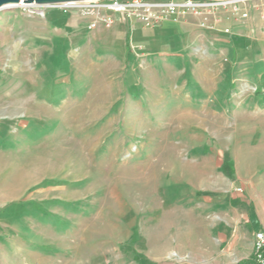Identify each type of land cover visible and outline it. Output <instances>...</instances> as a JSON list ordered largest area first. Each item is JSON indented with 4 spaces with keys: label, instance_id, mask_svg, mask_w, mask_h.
Here are the masks:
<instances>
[{
    "label": "rangeland",
    "instance_id": "1",
    "mask_svg": "<svg viewBox=\"0 0 264 264\" xmlns=\"http://www.w3.org/2000/svg\"><path fill=\"white\" fill-rule=\"evenodd\" d=\"M45 12L0 9V264H249L225 219L264 204V22L225 45L186 14L119 53Z\"/></svg>",
    "mask_w": 264,
    "mask_h": 264
},
{
    "label": "built area",
    "instance_id": "2",
    "mask_svg": "<svg viewBox=\"0 0 264 264\" xmlns=\"http://www.w3.org/2000/svg\"><path fill=\"white\" fill-rule=\"evenodd\" d=\"M54 5L63 11H75L84 20L87 30L111 27L116 14L123 19H135L147 27L157 26L167 18L192 14L198 17L201 28L220 29L232 37L238 33L230 25L218 28L228 16L240 28L248 27L256 15L264 22V0H82ZM11 6L24 15L44 18L45 9L50 5L19 2ZM234 190L241 191V187L236 186ZM250 264H264V227L253 233Z\"/></svg>",
    "mask_w": 264,
    "mask_h": 264
},
{
    "label": "crops",
    "instance_id": "3",
    "mask_svg": "<svg viewBox=\"0 0 264 264\" xmlns=\"http://www.w3.org/2000/svg\"><path fill=\"white\" fill-rule=\"evenodd\" d=\"M179 1V0H177ZM49 15L46 14L44 18L49 20ZM40 18V17H38ZM5 19H0V55H2V41L6 37L7 32L10 31L9 26L4 22ZM78 27L90 34H103L104 36L108 37V43H116L118 45L119 53L121 52L122 47V41L125 43L127 33L129 31L130 38L134 41L135 45L139 42H145V40H149V32L146 28L147 26H144L139 21L135 19H123L119 15H115V21L109 28L104 27H98L93 30H87L85 28V22L84 20L79 16L78 20ZM184 24L180 23L176 26H173V29L175 32H179L180 34L187 35L188 33L192 34L193 31L199 30L201 32L202 36V42H204L205 37L208 36L210 33H215V31L219 32L218 34L222 37V40L220 43L229 45V44H236L239 43L238 38H234L231 41L230 38L232 36L224 35L220 29L211 31L208 29H203L199 26V19L198 17L191 15V18L189 20H183ZM263 24V23H261ZM161 27L159 33H157V36L163 35L161 32L164 30L166 31L172 26V19L167 18L164 19L161 23H159L157 26L154 27ZM155 35V34H154ZM239 37V36H238ZM180 38V37H179ZM180 40H183L181 37ZM117 41V42H116ZM127 47V43H126ZM118 53V54H119ZM120 55V54H119ZM3 88V79L0 78V92H2ZM29 91V87L26 89ZM30 94H33L32 91H30ZM234 193H236L234 191ZM233 198L237 199L239 203L232 206L231 203H229L226 207V225L227 227L236 229L238 233H241L245 230V233L248 234V254H251L252 250V243H253V233L261 228L264 227V204H256L250 194L247 196H244L245 199L238 197L237 193L233 195ZM249 254V255H250ZM248 258V257H247ZM250 261V257L248 258ZM250 264V262H249Z\"/></svg>",
    "mask_w": 264,
    "mask_h": 264
},
{
    "label": "water",
    "instance_id": "4",
    "mask_svg": "<svg viewBox=\"0 0 264 264\" xmlns=\"http://www.w3.org/2000/svg\"><path fill=\"white\" fill-rule=\"evenodd\" d=\"M82 1V0H0V9L7 5L17 4L19 2L36 3L38 5H54L64 2Z\"/></svg>",
    "mask_w": 264,
    "mask_h": 264
},
{
    "label": "trees",
    "instance_id": "5",
    "mask_svg": "<svg viewBox=\"0 0 264 264\" xmlns=\"http://www.w3.org/2000/svg\"><path fill=\"white\" fill-rule=\"evenodd\" d=\"M238 264H246V262H239ZM248 264V263H247Z\"/></svg>",
    "mask_w": 264,
    "mask_h": 264
},
{
    "label": "bare ground",
    "instance_id": "6",
    "mask_svg": "<svg viewBox=\"0 0 264 264\" xmlns=\"http://www.w3.org/2000/svg\"><path fill=\"white\" fill-rule=\"evenodd\" d=\"M11 6V4L10 5H7V6H5V7H10Z\"/></svg>",
    "mask_w": 264,
    "mask_h": 264
}]
</instances>
